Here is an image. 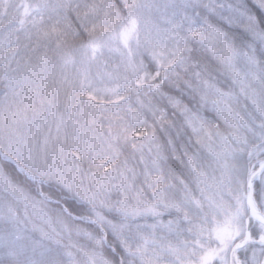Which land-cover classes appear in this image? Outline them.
<instances>
[{"label":"snow or ice","instance_id":"snow-or-ice-1","mask_svg":"<svg viewBox=\"0 0 264 264\" xmlns=\"http://www.w3.org/2000/svg\"><path fill=\"white\" fill-rule=\"evenodd\" d=\"M0 264H264V0H0Z\"/></svg>","mask_w":264,"mask_h":264},{"label":"trees","instance_id":"trees-1","mask_svg":"<svg viewBox=\"0 0 264 264\" xmlns=\"http://www.w3.org/2000/svg\"><path fill=\"white\" fill-rule=\"evenodd\" d=\"M165 92H168L169 89L167 87H165ZM174 94V93H173ZM187 101H185L186 103ZM162 109H164V106L167 104L166 101H161L160 102ZM166 113H167V119H164L160 122V124H158L157 127V138H158V142L163 144L164 141L167 139V137L169 135H175L176 132V128L172 127L173 125V121H176V123L178 124L179 121L176 119L175 116H173L172 114V109L170 107H167L165 109ZM187 138V137H185Z\"/></svg>","mask_w":264,"mask_h":264}]
</instances>
